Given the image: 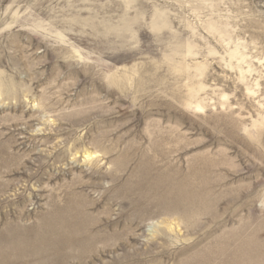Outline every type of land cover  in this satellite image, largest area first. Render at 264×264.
I'll return each mask as SVG.
<instances>
[{
  "label": "rangeland",
  "instance_id": "obj_1",
  "mask_svg": "<svg viewBox=\"0 0 264 264\" xmlns=\"http://www.w3.org/2000/svg\"><path fill=\"white\" fill-rule=\"evenodd\" d=\"M15 234V264H264V0H0Z\"/></svg>",
  "mask_w": 264,
  "mask_h": 264
},
{
  "label": "bare ground",
  "instance_id": "obj_2",
  "mask_svg": "<svg viewBox=\"0 0 264 264\" xmlns=\"http://www.w3.org/2000/svg\"><path fill=\"white\" fill-rule=\"evenodd\" d=\"M89 157V155H87ZM5 210V209H4ZM12 220V219H11ZM52 221V220H51ZM53 222V221H52ZM55 226V225H54ZM10 228V227H9ZM40 228V227H39ZM16 229V227H15ZM21 231V230H20ZM52 231V230H51ZM40 232V231H39ZM60 232V230H59ZM57 230H53L52 232L48 234H44L41 236L38 241L35 243L34 249L32 248V243H30V240L15 234L12 237H2L0 236V242L6 243L9 246L12 247L13 249V254L10 252H7L3 249V251H0V264H15V261H24L25 258L30 255L29 249H31L30 252H39L42 253L46 248L49 249H54V250H59L61 247L60 244L63 243L64 241L61 240V235L59 234ZM18 233V232H17ZM62 233V232H61ZM64 233V232H63ZM74 233V232H73ZM11 234V233H10ZM43 234V233H42ZM66 234V233H65ZM76 234V233H75ZM17 235V236H16ZM38 235V234H37ZM50 235V236H49ZM28 237V236H27ZM51 237V238H50ZM65 243V242H64ZM248 249V248H247ZM246 249V250H247ZM16 251V253L14 252ZM255 251V250H254ZM49 252V251H48ZM246 253V252H244ZM254 254V253H253ZM27 255V256H26ZM37 255V254H36ZM42 255V254H41ZM250 255V254H249ZM14 256H17L14 257ZM32 256V255H31ZM47 256V255H46ZM57 256V255H56ZM245 256V255H244ZM51 258V257H50ZM248 258V257H247ZM260 258V257H259ZM258 258V259H259ZM264 258V257H263ZM19 259V260H17ZM249 262L252 258H248ZM28 260V259H27ZM253 260V259H252ZM256 260V259H255ZM255 260L251 261V264L255 262ZM264 262L262 258H260ZM248 262V261H247ZM253 262V263H252ZM257 262V261H256ZM255 262V263H256ZM242 264V263H241Z\"/></svg>",
  "mask_w": 264,
  "mask_h": 264
}]
</instances>
